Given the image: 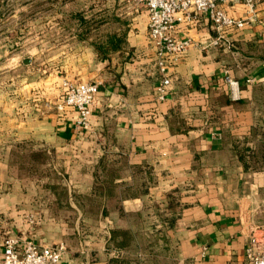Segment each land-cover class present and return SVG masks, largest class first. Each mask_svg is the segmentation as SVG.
Masks as SVG:
<instances>
[{"label":"crops","instance_id":"crops-1","mask_svg":"<svg viewBox=\"0 0 264 264\" xmlns=\"http://www.w3.org/2000/svg\"><path fill=\"white\" fill-rule=\"evenodd\" d=\"M109 1L117 6L94 26L54 9L36 28L35 56L11 74L0 262L4 238L19 235L64 242L58 264H249V249L264 254V0L256 21L231 33V50L204 47L216 34L206 15L177 22L191 45L168 62L165 99L145 5ZM225 8L246 15L244 3ZM65 78L101 82L89 131L75 128V110L57 109ZM120 229L130 245H117Z\"/></svg>","mask_w":264,"mask_h":264},{"label":"built area","instance_id":"built-area-1","mask_svg":"<svg viewBox=\"0 0 264 264\" xmlns=\"http://www.w3.org/2000/svg\"><path fill=\"white\" fill-rule=\"evenodd\" d=\"M145 5L148 12L149 37L154 42L158 64L163 74L160 86V98L165 99L169 92L170 78L167 75L168 62L182 56L191 45L189 40L175 36L177 22L192 21L196 14H204L216 30V34L203 45L205 48H224L231 50L234 41L231 33L243 29L256 21L257 8L255 0H134ZM231 2L244 3L246 15L235 17L229 14L225 5ZM231 98L240 97V83L230 75L226 76ZM64 95L57 104L61 112L67 108L77 113L75 128L79 131L91 129L92 107L97 101L100 81H62ZM256 242V238H252ZM3 257L0 264H58L66 251L64 242L40 247L32 239L19 235H8L2 243ZM249 264H264V254L252 249L247 251Z\"/></svg>","mask_w":264,"mask_h":264},{"label":"rangeland","instance_id":"rangeland-1","mask_svg":"<svg viewBox=\"0 0 264 264\" xmlns=\"http://www.w3.org/2000/svg\"><path fill=\"white\" fill-rule=\"evenodd\" d=\"M116 6L109 0H0V110L14 99L11 93L18 86L11 84V74L21 71L19 66L24 58L35 56L36 28L50 23L54 9L85 13L94 26L105 18L99 15L100 9ZM38 37L41 39V34ZM126 237L130 245L131 235Z\"/></svg>","mask_w":264,"mask_h":264},{"label":"trees","instance_id":"trees-1","mask_svg":"<svg viewBox=\"0 0 264 264\" xmlns=\"http://www.w3.org/2000/svg\"><path fill=\"white\" fill-rule=\"evenodd\" d=\"M81 20H84L83 16L80 17ZM87 24H89V21L87 20ZM117 235L118 236H121V240H119V242H116L117 245L119 247H125L127 245V240L128 238L126 237V235H128V230H125V229H120V230H117ZM116 232H113V236L112 237H115L114 236V233L116 234Z\"/></svg>","mask_w":264,"mask_h":264}]
</instances>
